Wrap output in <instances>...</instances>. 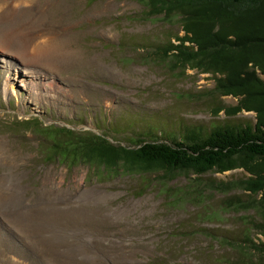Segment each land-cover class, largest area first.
<instances>
[{"label":"rangeland","instance_id":"rangeland-1","mask_svg":"<svg viewBox=\"0 0 264 264\" xmlns=\"http://www.w3.org/2000/svg\"><path fill=\"white\" fill-rule=\"evenodd\" d=\"M175 34L179 19L145 0H0V264H227L221 234L264 239L242 168L102 177L46 159L23 125L134 147L253 124L226 113L238 98L211 74L154 54Z\"/></svg>","mask_w":264,"mask_h":264},{"label":"trees","instance_id":"trees-1","mask_svg":"<svg viewBox=\"0 0 264 264\" xmlns=\"http://www.w3.org/2000/svg\"><path fill=\"white\" fill-rule=\"evenodd\" d=\"M145 5L151 13L171 11L183 31L156 46L154 54L211 74L218 92L238 98L226 113L254 112L253 124L218 126L206 136L189 128L185 142L140 141L134 147L64 125L43 126L38 120L23 125L38 132L46 159L84 164L102 177L161 172L164 178L175 171L200 175L242 168L245 177L234 184L259 196L252 207L264 214V0H145ZM238 231L220 235L232 254L227 264H264V239H254L248 226ZM259 231L264 238V228Z\"/></svg>","mask_w":264,"mask_h":264}]
</instances>
